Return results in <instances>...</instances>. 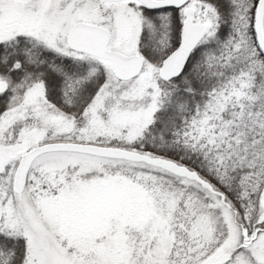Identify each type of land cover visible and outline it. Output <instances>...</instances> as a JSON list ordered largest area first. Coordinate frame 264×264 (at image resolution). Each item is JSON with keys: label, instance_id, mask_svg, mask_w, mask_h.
I'll list each match as a JSON object with an SVG mask.
<instances>
[{"label": "snow or ice", "instance_id": "snow-or-ice-1", "mask_svg": "<svg viewBox=\"0 0 264 264\" xmlns=\"http://www.w3.org/2000/svg\"><path fill=\"white\" fill-rule=\"evenodd\" d=\"M0 264H264V0H0Z\"/></svg>", "mask_w": 264, "mask_h": 264}]
</instances>
